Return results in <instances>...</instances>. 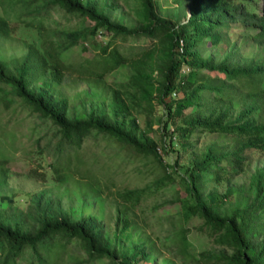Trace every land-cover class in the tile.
Instances as JSON below:
<instances>
[{"label": "trees", "instance_id": "16d2710c", "mask_svg": "<svg viewBox=\"0 0 264 264\" xmlns=\"http://www.w3.org/2000/svg\"><path fill=\"white\" fill-rule=\"evenodd\" d=\"M257 1L253 12L236 0H190L187 16L174 20L159 14V0H135L137 23L131 26L113 18L97 0H0V36L10 37L16 28L30 33V38L18 36L24 47L20 56L11 61L0 57V85L8 87L0 86V97L12 98L3 101L6 105L19 100L53 125L55 139L43 147L51 156L46 164L54 179L69 172L89 183L98 181L85 159L73 154L89 136L140 158L150 156L161 174L143 186L114 189L121 205L134 206L178 178L187 195L183 217H198L197 229L220 247L200 251L198 257L213 264H264V164L253 169L246 186L227 183L222 192L215 187L244 170L247 150L264 151V54L236 59L245 57L238 52L243 43L264 42V0ZM54 9L66 20L88 23L56 29L51 25L57 23ZM202 41L223 45L222 59L202 57L197 48ZM88 47L95 49L93 56L75 62L63 58L71 48L81 54ZM118 67L119 80L104 105L89 100L86 110L70 112L67 97L53 90L66 73L97 83ZM241 91L248 101L229 114ZM155 103L160 112L152 127ZM139 109L147 114L142 126L134 113ZM155 130L158 139L150 134ZM8 132L0 129V136ZM204 133L229 136L230 141L212 140L194 151L193 136ZM169 150L172 162L162 157ZM187 152L186 164H179ZM3 165L0 154V184L7 175ZM36 165L41 166L39 160ZM29 170L35 177L44 173ZM3 200L0 264H20L25 254L29 264H58L71 243L85 255L72 264L100 258L108 264H142L148 257L142 242L122 243L119 234L130 220L120 207L109 235L94 214L73 216L58 199L37 197L17 214L5 210L15 207L13 198L0 194ZM174 235L178 251L187 255L184 228Z\"/></svg>", "mask_w": 264, "mask_h": 264}, {"label": "rangeland", "instance_id": "374dc122", "mask_svg": "<svg viewBox=\"0 0 264 264\" xmlns=\"http://www.w3.org/2000/svg\"><path fill=\"white\" fill-rule=\"evenodd\" d=\"M110 15L131 26L137 23L135 17V0H97ZM159 14L172 17L174 20H182L187 16L190 0H159ZM241 2L248 11L257 12L259 2L257 0H236ZM257 4V5H256ZM52 17L56 24L51 23L56 29H71L88 22L70 18L66 20L61 11L52 10ZM52 22V21H51ZM18 36L30 38L29 32H22L16 28L12 30L10 37L0 36V57L11 61L24 52L23 44ZM98 37V36H97ZM104 37V36H103ZM138 39V38H137ZM143 43L144 39L135 40ZM117 43V41H113ZM202 57L210 56L212 61L217 62L225 54V47L217 44L210 46L202 41L197 46ZM238 52L243 56L236 59H254L264 54L263 43H243ZM95 53V49L88 47L79 54L77 49L71 48L63 52V58L75 62L82 57H90ZM183 67L181 71H184ZM122 69L116 68L107 73L101 82L92 79L79 77L75 73L64 74L59 83L53 84V90L57 94L67 97L69 111L80 112L88 108V101L93 103L101 102L103 105L108 101L110 88L115 86V81L119 80ZM7 90L6 85H0ZM10 96L0 97V129L8 130L4 136H0V154L3 166L6 168V180L0 184V194H6L13 198L15 207L6 208L7 212H22L34 203L38 197L43 201L46 197L58 199L63 208L68 210L73 216L79 214H94L103 224L109 235L114 229V215L116 208L125 210L124 215L130 220L128 227L119 236L124 245L133 242H142L144 249L148 252V257L142 264H213L212 261L198 257L200 251L213 252L220 247L202 231L197 229L200 220L196 216L183 217V204L187 200L186 192L181 180L175 179L173 183L162 187L155 193L142 198L134 206L121 205L115 198L112 191L126 187H139L149 184L154 178L161 174L157 163L150 157H138L128 153L126 148H118L100 136H89L74 155L85 159L86 163L95 171L98 181L87 182L76 175H69V172L62 178H53L51 170L47 167L46 161L51 159L49 153L43 145L55 136L52 134L53 125L48 119L32 113L29 109L20 104L19 100L13 99L6 105L3 101L11 100ZM248 101V96L241 91L234 97L229 108V114L234 113ZM143 107L144 104H142ZM146 108V107H145ZM159 106L155 103L152 108V127L157 125ZM137 122L143 125V118L147 115L144 110L134 112ZM172 126V124H171ZM158 139L157 131L150 133ZM191 148L199 151L205 144L212 140L230 141L229 136L221 137L215 133L198 134L192 138ZM176 143V138L173 139ZM178 148V144L174 145ZM180 153V151H179ZM187 153H182L178 158L179 164H186ZM244 170L233 176L228 182L220 183L216 187L219 192L224 191L227 183L233 186H246L248 176L256 166L264 164V151L247 150ZM165 161L172 162L174 153L169 150L166 155L162 154ZM39 160L41 166L36 165ZM43 171L42 176L35 177L29 170ZM86 180V181H84ZM41 196V197H40ZM5 201L0 203V208L4 210ZM178 210H181L179 212ZM184 228L186 237L187 255H181L174 241V231ZM84 253L80 247L71 243L67 246L66 253L58 261V264H72V260L84 258ZM20 264L26 262L27 255H24ZM195 260L194 258H197ZM104 261V262H103ZM81 264H108V260L103 258L83 262Z\"/></svg>", "mask_w": 264, "mask_h": 264}]
</instances>
